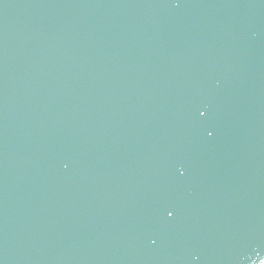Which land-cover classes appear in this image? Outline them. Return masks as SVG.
Wrapping results in <instances>:
<instances>
[{"label": "water", "instance_id": "obj_1", "mask_svg": "<svg viewBox=\"0 0 264 264\" xmlns=\"http://www.w3.org/2000/svg\"><path fill=\"white\" fill-rule=\"evenodd\" d=\"M16 1L27 0L0 2V184L10 186L0 192V264H10L9 251L20 245L15 236L27 242L43 219L40 211L74 228L73 244L62 248L73 259L64 264H163L139 257L148 239L145 252L157 251L155 240L121 228L154 236L161 223L197 232L210 224L208 235H191L195 244L205 240L198 264H244L255 250L264 256V166L247 165L254 173L245 192L236 194L233 181L251 159L241 146L262 134V116L248 111L235 133L224 98H216L210 80L198 83L199 70L184 48L168 50L170 36L152 16L179 12L188 35L206 45L198 53L222 55L211 45L227 23L229 36L238 30L228 18L242 9L248 27L263 29L257 25L264 5L256 6V17L255 0H143L139 8L135 0H43L62 12V20L35 7L42 21L33 8L17 10ZM8 8L16 16L11 26L2 17ZM19 13L35 26L18 28ZM176 21H170L175 28ZM164 34L166 43L155 41ZM229 36L224 50L233 57ZM254 36L264 38V30ZM195 128L205 144L190 139ZM31 208L37 211L27 212ZM157 232L164 243L190 236ZM190 246L158 249L182 258ZM87 251L100 259L85 258Z\"/></svg>", "mask_w": 264, "mask_h": 264}, {"label": "snow or ice", "instance_id": "obj_2", "mask_svg": "<svg viewBox=\"0 0 264 264\" xmlns=\"http://www.w3.org/2000/svg\"><path fill=\"white\" fill-rule=\"evenodd\" d=\"M200 115H201V116H203V115H204V113H203V112H201V113H200ZM167 215H168L169 217H170V216H172V212H171V211H168V212H167Z\"/></svg>", "mask_w": 264, "mask_h": 264}]
</instances>
